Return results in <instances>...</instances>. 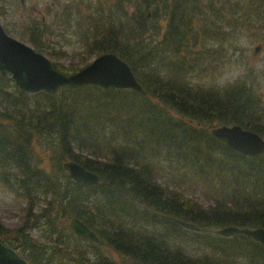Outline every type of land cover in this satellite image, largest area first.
Masks as SVG:
<instances>
[{"label": "trees", "instance_id": "1", "mask_svg": "<svg viewBox=\"0 0 264 264\" xmlns=\"http://www.w3.org/2000/svg\"><path fill=\"white\" fill-rule=\"evenodd\" d=\"M50 1L40 9L46 20L28 25L39 52L43 42L74 39L90 57L115 54L146 94L88 86L31 95L0 74V182L24 202L26 228L45 223L52 247L30 235L16 244L21 231L0 241L29 264H264L252 238L218 234L264 229V155L246 156L210 132L241 126L264 138V100L248 75L222 86L202 76L213 62L236 65L234 39L242 27L264 28V0ZM34 142L51 152L50 172L34 160ZM68 161L100 183L71 180ZM74 218L101 243L77 237Z\"/></svg>", "mask_w": 264, "mask_h": 264}, {"label": "water", "instance_id": "2", "mask_svg": "<svg viewBox=\"0 0 264 264\" xmlns=\"http://www.w3.org/2000/svg\"><path fill=\"white\" fill-rule=\"evenodd\" d=\"M260 48H256L258 52ZM0 74L10 76L15 86L27 94L46 92L56 95L65 87L80 89L88 86L105 90H133L145 95L142 85L137 81L130 66L115 54H104L86 68L74 75L59 73L43 54L9 36L0 20ZM211 135L231 149L249 157L264 155V138L241 126L210 127ZM68 177L80 184L96 186L99 176L83 166L68 161L63 164ZM183 228L199 232L200 228L192 223L175 220ZM71 231L79 238L89 239L100 244L101 241L93 230L79 219L69 223ZM218 234L229 238L245 235L264 246V229L227 227ZM0 264H29L17 251L0 242Z\"/></svg>", "mask_w": 264, "mask_h": 264}, {"label": "rangeland", "instance_id": "3", "mask_svg": "<svg viewBox=\"0 0 264 264\" xmlns=\"http://www.w3.org/2000/svg\"><path fill=\"white\" fill-rule=\"evenodd\" d=\"M50 3V0H34L32 4L28 3L27 13L24 14L25 12L21 7L20 0H0V20L9 36L31 47L35 52L43 54L53 64L54 68L56 66L58 70L55 69L59 73L69 76L74 75L78 72L74 74L68 73H71V70L75 72V70L83 69L87 64L90 65L97 56L90 57L80 44L74 42V39H71L72 42L68 44H66V41L61 43L52 42V40L49 43L43 42L42 50L39 52L31 40V34L28 32L29 22L35 20L29 8L31 6H38L42 10L45 6H49ZM242 28L246 29L238 32L237 37L234 39L237 48L241 52L237 57L233 55V61H235L236 65L231 66L230 61L227 59L223 63L213 62V64L211 60L210 65L212 64V67L216 68L214 71L211 68L206 69L202 76L206 80L205 83L219 79L218 82L222 86L248 75L258 85L259 92L264 100V28L253 26ZM256 48H260V50L256 52ZM192 80L196 82L200 80L202 82L205 81L198 78V76ZM172 114L175 117H179L176 113ZM32 148H35L33 151L34 160L45 161L39 166L40 170L50 172L53 169L51 168L53 163L49 161L52 156L46 154L51 152L42 150V146L38 142H34ZM171 182L175 184L172 180ZM175 185L177 186L179 184L176 183ZM186 191L189 195L197 196L207 204L200 190L186 188ZM24 206V202L7 192L3 183L0 182V239L3 241H12L11 238L18 235L21 231L22 235L15 240L16 244L20 245L22 241L28 240L27 235H30V238L38 239L36 240L39 243L37 245L51 248L52 244L48 245L50 237H45L46 227L44 226V222H39L38 225L31 223L26 228L27 218L24 215ZM102 252L106 257L111 258L116 263H120L122 259L121 256L117 255L109 247H104Z\"/></svg>", "mask_w": 264, "mask_h": 264}, {"label": "flooded vegetation", "instance_id": "4", "mask_svg": "<svg viewBox=\"0 0 264 264\" xmlns=\"http://www.w3.org/2000/svg\"><path fill=\"white\" fill-rule=\"evenodd\" d=\"M28 0H21V7H22V9H23V11L25 12L24 14H26L27 12V9H28ZM29 11H30V13L34 16V17H43L42 16V11L40 10V8L38 7V6H31L30 8H29ZM42 20H43V18H42ZM46 20V19H45ZM44 20V21H45ZM5 30V29H4ZM6 32V31H5ZM7 33V32H6Z\"/></svg>", "mask_w": 264, "mask_h": 264}, {"label": "bare ground", "instance_id": "5", "mask_svg": "<svg viewBox=\"0 0 264 264\" xmlns=\"http://www.w3.org/2000/svg\"><path fill=\"white\" fill-rule=\"evenodd\" d=\"M107 54H111V53H107ZM120 58V57H119ZM78 237V236H77Z\"/></svg>", "mask_w": 264, "mask_h": 264}]
</instances>
